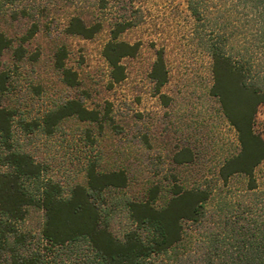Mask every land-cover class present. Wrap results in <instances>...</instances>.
I'll list each match as a JSON object with an SVG mask.
<instances>
[{"label":"trees","instance_id":"trees-1","mask_svg":"<svg viewBox=\"0 0 264 264\" xmlns=\"http://www.w3.org/2000/svg\"><path fill=\"white\" fill-rule=\"evenodd\" d=\"M53 1L0 0V11L13 20H29L20 36L23 43L40 30L38 20ZM106 1L97 4L102 8ZM187 8L211 58L209 94L235 130L238 151L225 157L210 178L190 186L174 181L166 189L154 183L143 199L108 194L126 188L128 177L123 170L103 172L93 161L85 164V183L64 191L44 176L42 164L19 144L14 130L49 135L67 117L93 123L104 117L82 99H66L38 120L16 118L15 110L1 103L10 73L0 60V264H264V188L258 189L254 176L264 162V137L254 130L257 108L264 103V0H224L214 6L188 0ZM129 25L113 23L102 50L111 82L124 79L121 59L138 49L136 43L117 40ZM99 29V22L88 24L77 14L64 26L65 33L83 38ZM11 43L0 32V58ZM12 55L24 57L22 44ZM65 55V47H58L53 65L63 83L73 87L77 74L64 65ZM149 77L159 93L167 81L162 50ZM172 160L190 165L195 157L185 146ZM235 175L246 179L242 195L226 190ZM162 191L169 198L157 204ZM35 212L40 222L31 228L26 223Z\"/></svg>","mask_w":264,"mask_h":264},{"label":"rangeland","instance_id":"rangeland-1","mask_svg":"<svg viewBox=\"0 0 264 264\" xmlns=\"http://www.w3.org/2000/svg\"><path fill=\"white\" fill-rule=\"evenodd\" d=\"M97 1L54 0L38 20L40 30L23 43L20 36L29 20H13L0 11V32L12 42L0 58L1 67L10 73L2 105L14 109L16 118L38 120L63 100L82 99L86 108L104 117L96 123L67 117L49 135L37 129L24 136L14 130L19 144L42 164L44 176L64 191L72 184L85 183L84 167L89 161L103 172L123 170L128 186L108 194L131 199L145 198L146 189L154 183L166 189L174 181L190 186L210 178L239 145L235 130L209 94L211 58L199 41L188 0H107L102 8ZM223 1L207 0L212 6ZM72 14L88 24L99 22L100 29L90 38L65 33ZM118 21L130 25L117 40L136 43L138 49L121 59L124 79L111 82L102 50ZM20 44L24 57L15 60L12 51ZM60 46L66 49L64 65L77 74L73 87L63 83L53 65ZM157 50L163 52L167 71L159 93L149 77ZM254 130L264 137V103L257 108ZM185 146L192 150L195 161L176 164L172 156ZM254 176L258 189H263L264 162L254 169ZM245 186V177L235 175L226 190L242 195ZM168 198L169 193L162 191L157 204ZM39 222L35 212L26 225L35 228Z\"/></svg>","mask_w":264,"mask_h":264}]
</instances>
